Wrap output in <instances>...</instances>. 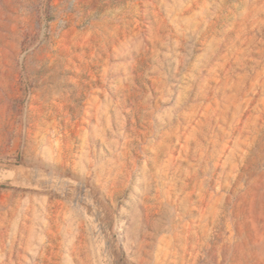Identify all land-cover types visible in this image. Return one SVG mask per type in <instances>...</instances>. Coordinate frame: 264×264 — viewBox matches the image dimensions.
Segmentation results:
<instances>
[{"label":"rangeland","instance_id":"1","mask_svg":"<svg viewBox=\"0 0 264 264\" xmlns=\"http://www.w3.org/2000/svg\"><path fill=\"white\" fill-rule=\"evenodd\" d=\"M0 264H264V0H0Z\"/></svg>","mask_w":264,"mask_h":264},{"label":"bare ground","instance_id":"2","mask_svg":"<svg viewBox=\"0 0 264 264\" xmlns=\"http://www.w3.org/2000/svg\"><path fill=\"white\" fill-rule=\"evenodd\" d=\"M6 175V174H5Z\"/></svg>","mask_w":264,"mask_h":264}]
</instances>
